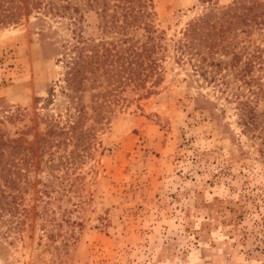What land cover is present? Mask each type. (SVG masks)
<instances>
[{"label":"rangeland","instance_id":"374dc122","mask_svg":"<svg viewBox=\"0 0 264 264\" xmlns=\"http://www.w3.org/2000/svg\"><path fill=\"white\" fill-rule=\"evenodd\" d=\"M148 1L169 48L149 94L103 78L72 97L75 44L120 37L85 0L75 20L0 28V133L22 167L0 206V264H264V5L216 50L185 29L250 0Z\"/></svg>","mask_w":264,"mask_h":264},{"label":"trees","instance_id":"16d2710c","mask_svg":"<svg viewBox=\"0 0 264 264\" xmlns=\"http://www.w3.org/2000/svg\"><path fill=\"white\" fill-rule=\"evenodd\" d=\"M250 1L249 6L243 2L231 5L221 15L219 23L204 18L191 22L184 35L197 36L195 40L207 41L209 48L217 50V43L227 37L233 25H238L239 22L249 25L250 12L256 6L264 5L257 0ZM85 6L98 8L102 18L106 20V25L116 27L120 37L117 40L97 43L94 48L83 39L75 44L77 52L73 57L70 56L66 79L72 89V97L79 95L86 85L90 88L100 86L103 78L108 82L113 80L122 88L128 85L135 90H143L146 94L153 92V87L163 80V62L169 48L161 41L163 36H160L152 23L151 3L148 0H85ZM75 12H80V9L72 6L71 0H0V28L21 24L24 19L30 20L31 16L43 21L42 24L47 22L45 18L49 16L62 18L69 15L71 20H75ZM224 23H228V26L225 27ZM238 29L239 27L235 31ZM138 30H143L140 36L147 34L145 39L136 37ZM177 48L183 52L182 40ZM110 58L114 59L115 68L104 69L102 64ZM240 58L237 56L236 62ZM246 66L251 71L253 61L249 60ZM93 97L95 102L92 109L99 112L106 102L102 101L100 92L93 94ZM243 104L248 108L245 111L249 114L247 118H243V124L247 126L257 123L259 112L248 102ZM80 108L85 111L83 104ZM76 127L77 125L73 126ZM7 147L9 141L0 133V206L15 202L17 192L21 189L19 181L22 179V167L14 159L7 158ZM14 148L20 149V146L17 144ZM14 153L15 151L11 154L12 157L15 156Z\"/></svg>","mask_w":264,"mask_h":264}]
</instances>
